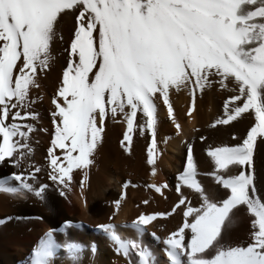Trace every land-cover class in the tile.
<instances>
[{
	"label": "snow or ice",
	"instance_id": "obj_1",
	"mask_svg": "<svg viewBox=\"0 0 264 264\" xmlns=\"http://www.w3.org/2000/svg\"><path fill=\"white\" fill-rule=\"evenodd\" d=\"M70 17L66 67L51 99L54 128L44 168L31 162L32 136L47 131L34 107L42 96L33 90L39 93L41 78L51 70L53 46L64 43L61 23ZM217 90L228 99L209 127L247 123L230 145L206 149L211 171L203 175L211 183L200 179L196 137L181 140L186 156L171 210L140 212L130 222L115 223L112 217L126 203V190L137 187L125 180L112 201L109 222L96 227L125 264H264V193L254 156L257 143L264 144V0H0V163L17 170L0 178V193L46 203L51 189L67 198L78 169V191L86 205L88 170L102 144L106 118L126 124L120 142L126 153L134 131L149 134L147 164L155 175L161 112L179 135L173 96L186 94L185 111L191 116L198 98ZM198 139L207 141L203 134ZM45 171L50 184L40 181ZM144 187L163 195L169 185ZM141 203L147 206L149 200ZM173 214L181 222L166 236L150 231ZM241 215L248 221L247 235L230 242L229 232ZM78 227L65 221L46 231L24 264H52L60 250L78 264L83 247L67 239L68 230ZM54 232L65 235L62 244ZM145 235L162 246L163 261L144 243ZM91 250L95 254V244Z\"/></svg>",
	"mask_w": 264,
	"mask_h": 264
},
{
	"label": "bare ground",
	"instance_id": "obj_2",
	"mask_svg": "<svg viewBox=\"0 0 264 264\" xmlns=\"http://www.w3.org/2000/svg\"><path fill=\"white\" fill-rule=\"evenodd\" d=\"M73 18H66L61 23V32L64 43L57 42L53 46L55 61L51 70L41 78L39 93L33 90V95H41L42 101L34 105L40 114L39 124L47 131H37L32 136L35 147L34 164L47 168L45 157L50 146L51 133L54 126L50 120L51 99L55 94L58 81L62 76V69L66 67L67 47L71 39ZM228 99L222 91H211L198 98L196 108L189 116L185 109L188 104L186 94L173 96L174 110L178 122L181 125V133L177 135L173 125L161 112L162 122L157 133V150L153 153V159L157 167L155 175L152 174V166L147 164V146L150 142L149 134L144 136L133 132L132 148L126 153L121 145L126 124L119 118L112 121L106 118V127L102 134V144L95 151L93 165L89 167V186L84 190L85 203L81 202L78 191V179L74 169L73 191L67 194V198L59 196L55 191L49 190L47 202L41 203L33 196L26 199H16L0 193V264H24L30 256L32 248L38 243L41 236L49 229H58L65 221L79 224L81 227L68 230L67 239L82 245L83 251L78 264H125L124 259L117 255L106 236L97 229V225L108 223L112 213V201L119 198L121 185L125 180H130L137 185L136 188L126 190V203L122 210L112 219L117 224H125L135 219L140 212H168L176 201L177 194L174 191L176 176L182 171L185 162L186 149L181 140H189L196 137L195 148L199 162L200 179L205 185L211 181L203 173L211 171V162L206 155L209 145L231 144L233 135L239 136L245 133L247 121L242 123L230 122V125L217 126V129L209 127L216 117L223 114V102ZM138 112V117H139ZM137 127L134 121V129ZM203 134L206 142H201L198 137ZM259 141V137H258ZM59 155L62 150L55 149ZM76 153H73L75 155ZM255 168L257 173L258 188L264 193V144L257 143L254 149ZM91 159V157H90ZM17 171L6 163H0V178L7 177ZM40 181L50 184L47 173L40 174ZM167 183L169 188L163 191V195L147 190L146 183ZM11 183H15L12 181ZM148 199L147 206L141 203ZM195 201V197H192ZM181 222L179 215L173 214L166 222L157 224L154 231L157 236L164 237L169 230H174ZM248 221L241 215L239 221L231 228L228 240L239 242L247 235ZM124 235H131L127 229H121ZM54 238L58 243H63L65 235L54 232ZM144 243L153 247L161 261L164 260L161 245L157 244L150 235L143 237ZM95 244V254L91 245ZM52 264H72L63 250L57 252Z\"/></svg>",
	"mask_w": 264,
	"mask_h": 264
}]
</instances>
